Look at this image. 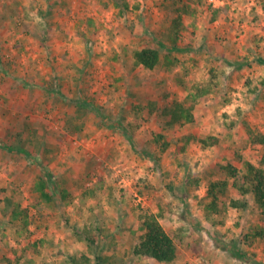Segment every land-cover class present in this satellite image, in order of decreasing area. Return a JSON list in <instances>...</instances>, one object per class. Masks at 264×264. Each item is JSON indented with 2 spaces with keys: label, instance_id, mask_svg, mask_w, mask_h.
I'll return each instance as SVG.
<instances>
[{
  "label": "rangeland",
  "instance_id": "obj_1",
  "mask_svg": "<svg viewBox=\"0 0 264 264\" xmlns=\"http://www.w3.org/2000/svg\"><path fill=\"white\" fill-rule=\"evenodd\" d=\"M257 58L264 0H0V264H164L133 253L145 213L177 247L169 264H264V209L241 179L264 168ZM174 102L190 121L168 125Z\"/></svg>",
  "mask_w": 264,
  "mask_h": 264
},
{
  "label": "trees",
  "instance_id": "obj_2",
  "mask_svg": "<svg viewBox=\"0 0 264 264\" xmlns=\"http://www.w3.org/2000/svg\"><path fill=\"white\" fill-rule=\"evenodd\" d=\"M189 3V1H188ZM185 6V10L188 9V6ZM180 21V15L176 16V19L173 20L174 25L177 29L178 23ZM135 62L147 69H153L159 62V52L156 49L143 48L134 53ZM259 63H264V59L257 58ZM60 92L59 90H57ZM86 107H90L95 111V108L91 103H86ZM165 113V111H163ZM168 125L171 124H183L184 121H190L192 119L189 108H186L178 102H174L168 109ZM125 134L127 135L126 131ZM127 137H129L127 135ZM254 142L264 145V135H256ZM163 136L158 134L156 135V140L162 139ZM167 143H162L161 150L164 149ZM164 145V146H163ZM4 148L9 149L5 146ZM28 155V153H24ZM228 171L231 177L234 178V182L238 180L239 177L237 170L230 164L223 167ZM245 173L241 176L242 182L244 184L243 191L249 192L253 195L257 205L264 209V168L261 165H253L250 162H246ZM227 181H215L211 182L207 188V197L210 199L207 204L209 212L206 214V217L209 218L211 214H217L219 212L218 202L219 195L225 193L227 189ZM52 186L51 190H55L54 185L51 184V181H45L40 179L37 183L36 190L41 192L42 197L49 198L46 188ZM54 194V192L52 193ZM12 203V202H11ZM232 206L237 207L239 202L233 200L231 202ZM12 211L9 214L8 221H14L18 219L22 223L27 225V210L22 208L20 203H12ZM264 237V234L261 232L257 233ZM133 253L136 256L147 257L153 259L158 263L169 264L172 263L177 257V247L173 239L166 233L164 228L156 219L155 215L152 213H145L143 215V220L141 224L140 234L138 235L133 248ZM232 254L236 257H243L244 254L241 252H236L232 250Z\"/></svg>",
  "mask_w": 264,
  "mask_h": 264
}]
</instances>
